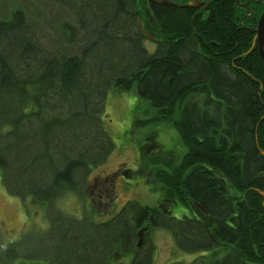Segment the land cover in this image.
Segmentation results:
<instances>
[{
	"label": "trees",
	"instance_id": "16d2710c",
	"mask_svg": "<svg viewBox=\"0 0 264 264\" xmlns=\"http://www.w3.org/2000/svg\"><path fill=\"white\" fill-rule=\"evenodd\" d=\"M55 1L74 19L65 24L74 54L49 51L19 11L0 19V178L8 193L44 202L47 221L4 242L0 264H107L118 250L131 254L127 264H152L154 227L178 249L204 252L191 264H264V60L247 28L263 0H240L254 2L250 17L236 0H208L204 10ZM133 84L150 120L174 127L185 147L182 181L169 190L160 180L167 202L186 212L128 199L98 221L63 213L54 201L83 198L113 150L101 120L107 91Z\"/></svg>",
	"mask_w": 264,
	"mask_h": 264
},
{
	"label": "rangeland",
	"instance_id": "374dc122",
	"mask_svg": "<svg viewBox=\"0 0 264 264\" xmlns=\"http://www.w3.org/2000/svg\"><path fill=\"white\" fill-rule=\"evenodd\" d=\"M139 7L143 16L142 2ZM18 11L49 51L76 53L75 45L65 39V24L74 23V19L55 0H0V19L15 16ZM150 40L145 44L152 49ZM152 112L149 102L136 95L134 84L129 91L111 87L104 99L101 120L114 143L113 150L104 163L92 168L83 198L67 192L54 201L55 207L73 216H81L83 211L95 221L108 218L128 199L157 206L164 212L169 211L170 215L180 216L186 212L180 204L165 201L167 195L161 182L163 180L169 184V190H174L176 181H182L189 169L180 160L185 147L174 127L150 120ZM45 208L44 202L31 196L21 200L8 193L0 178V253L4 242L16 240L28 229L42 230L47 223ZM150 232L154 247L152 264L168 261L191 264L194 258L204 254L203 251L186 253L178 249L169 230L163 227H154ZM128 259L126 253L115 251L107 264H127ZM12 263L43 264L26 259H15Z\"/></svg>",
	"mask_w": 264,
	"mask_h": 264
},
{
	"label": "flooded vegetation",
	"instance_id": "af4514ba",
	"mask_svg": "<svg viewBox=\"0 0 264 264\" xmlns=\"http://www.w3.org/2000/svg\"><path fill=\"white\" fill-rule=\"evenodd\" d=\"M169 1V4H173L175 6H179L178 4L180 3H184L188 0H168ZM194 3L197 5L196 6H188V7H195L197 8L198 10H204L205 7L207 6V3H208V0H194ZM236 5L240 6L241 8H243L245 10V15L247 17H250L253 13V6H254V2H250V1H246V2H243V1H239V3H237V0L235 2ZM183 7V6H181ZM264 11V0L261 2V8L259 10V13L257 15V17H255V19H253V22H254V25H250L249 27H247L250 31L253 32V39H252V44H251V47H256L257 48V51H258V55L264 60V58L261 56L260 52H259V45H258V38H257V33L255 31V29L257 28L258 26V21H259V18H260V15L262 14V12ZM165 201L167 202V200L165 199ZM123 205V204H122ZM122 205L117 209V211H119V209L122 207ZM116 211V212H117ZM115 212V213H116ZM167 214L170 215L169 211H165ZM114 214V213H113ZM112 214V215H113ZM21 235V234H20ZM18 239V238H16ZM11 240L7 241V242H10ZM127 256H128V261L130 260V257H131V254L130 253H126ZM151 255L154 259V252L152 250L151 252ZM43 264H45L44 262H42ZM128 263V262H127Z\"/></svg>",
	"mask_w": 264,
	"mask_h": 264
},
{
	"label": "water",
	"instance_id": "95a60500",
	"mask_svg": "<svg viewBox=\"0 0 264 264\" xmlns=\"http://www.w3.org/2000/svg\"><path fill=\"white\" fill-rule=\"evenodd\" d=\"M151 2L154 3H169L168 0H149ZM239 0H237L238 2ZM179 6H196L197 3L195 4L192 1H188L186 3H180L178 4ZM139 25L140 24V19H139ZM256 33H257V38H258V45H259V52L261 54V56L264 58V11L262 12V14L260 15L259 21H258V26L255 29ZM262 153L264 154V151H262ZM263 183H264V173H263ZM262 196H264V190L259 192Z\"/></svg>",
	"mask_w": 264,
	"mask_h": 264
},
{
	"label": "bare ground",
	"instance_id": "6f19581e",
	"mask_svg": "<svg viewBox=\"0 0 264 264\" xmlns=\"http://www.w3.org/2000/svg\"><path fill=\"white\" fill-rule=\"evenodd\" d=\"M240 1V0H239ZM239 1L237 3H239Z\"/></svg>",
	"mask_w": 264,
	"mask_h": 264
}]
</instances>
